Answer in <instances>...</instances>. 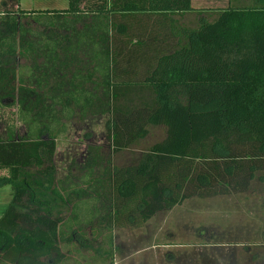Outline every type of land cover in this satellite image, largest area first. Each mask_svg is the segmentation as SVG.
Returning <instances> with one entry per match:
<instances>
[{"label":"trees","instance_id":"1","mask_svg":"<svg viewBox=\"0 0 264 264\" xmlns=\"http://www.w3.org/2000/svg\"><path fill=\"white\" fill-rule=\"evenodd\" d=\"M11 1L16 10L0 11V105L16 108L25 132L10 127L0 139V186L12 190L0 264H67L61 244L88 230L102 239L96 252L112 259L116 229H140L192 198L263 186L264 0L220 10L192 0H69L67 10L40 12ZM199 14L211 21H194ZM87 116L109 118L112 154L150 126L166 136L131 166L108 161L107 182L95 172L101 156L80 180L58 179L57 140ZM71 195L70 215H53L52 202ZM117 202L135 209L118 215Z\"/></svg>","mask_w":264,"mask_h":264},{"label":"rangeland","instance_id":"2","mask_svg":"<svg viewBox=\"0 0 264 264\" xmlns=\"http://www.w3.org/2000/svg\"><path fill=\"white\" fill-rule=\"evenodd\" d=\"M254 4L255 0H230V2L229 0H192L195 8L212 10L225 9L229 5L252 7ZM19 7L22 11L28 12L62 11L69 9V0H19ZM10 8L16 10L17 6L11 0H0V11ZM201 16L206 21H211L208 14ZM22 22L30 28L43 30L37 27L30 17L23 18ZM65 51L60 53V63L66 59ZM17 62L23 65H34L32 61L18 60ZM3 103L7 105L10 102ZM17 118L16 108L0 105V139H6V132L10 127H15L20 135H24V126ZM108 119L107 116H87L85 119L74 118L66 123L67 132L59 136L57 140L55 166L58 179L63 180L67 175H74L80 180L87 170V162L101 156L103 164L99 165L95 172L107 182L109 177L104 172L108 161L111 162V166L119 168L131 166L143 151L162 141L166 136L164 127L150 126L146 138L128 150L112 154L107 140ZM3 175L5 172H0V177ZM105 187L107 188V185ZM249 195L251 194L243 193V195H230L223 199L218 197L201 199L195 208H190L191 212L186 211L188 208L184 211L177 208L169 213L166 224L164 223L165 214H163L142 230L116 229L113 232L112 259L105 255L100 256L96 252L102 245V239L93 237L89 230L83 234H74L71 241L67 245L61 244V247L69 258L67 264H264V250L253 245L261 244V240L256 239L252 242L254 237L248 234L249 231L257 234L263 230L260 224L253 225V217L248 214L247 205L254 203V199ZM11 200V188L0 186V218ZM67 200L66 204L60 201L52 202L53 215H57V211L64 217L70 215L71 207L77 198L71 195ZM234 201H240L239 209L236 203H233ZM118 205L119 202H117ZM120 207L121 209L117 211L118 215L135 209L134 205L121 206L120 204ZM250 208L255 211V206ZM196 209L198 211L194 212ZM255 212L258 213V208ZM182 223L183 226L189 223L191 232L195 233L180 229ZM104 259H107L105 263L102 262Z\"/></svg>","mask_w":264,"mask_h":264},{"label":"crops","instance_id":"3","mask_svg":"<svg viewBox=\"0 0 264 264\" xmlns=\"http://www.w3.org/2000/svg\"><path fill=\"white\" fill-rule=\"evenodd\" d=\"M192 7L194 8V9H197V10H200V9H198V8H195L193 5H192ZM203 15V14H202ZM191 18V16H189V15H184V16H178V22H179V25L180 26H185V25H190V19ZM199 18H201V15L199 14L198 16L196 15L195 16V18H194V21H196V19H198L199 20ZM177 20V19H176ZM246 194H251V195H249V197H252L253 199H254V203L252 204V205H250L249 204V206L247 205V207L249 208H247V210H248V214H251L252 215V217H253V225H259L260 224V226H262L261 228L263 229L262 231H260V233H251L252 231H249V235H251V236H253L254 237V240H252V242H254V241H256V239H260L261 240V244H253V245H256L255 247H257V248H262V250H264V184H263V186L262 185H256V186H254V187H251L247 192H245ZM232 195H237V196H239V195H243V193H241V194H232ZM228 196H230V195H228ZM223 197L225 198V197H227V196H219L218 198H222L223 199ZM233 197V196H232ZM248 197V198H249ZM214 198H217V197H214ZM233 198H236V196H234ZM222 199H220V200H222ZM198 201V202H197ZM200 201H201V199H197V198H192V199H190V200H188V201H186V202H184V204L182 205V206H179V207H177V208H181L182 209V211H184V210H186L187 208H188V210H186V211H189L190 210V212L192 211L190 208H195V205H198L199 203H200ZM220 202V201H219ZM234 204L236 203V205L238 206V208L237 209H239V206L240 205H238L239 203H240V201H234L233 202ZM191 206H193V207H191ZM250 206H255V211H256V209L258 208V213H256L252 208H250ZM177 208H174L173 210H171V211H169V212H164V213H158L155 217H153L144 227H142V228H140L141 230L143 229V228H145V227H148L149 225H151V223L155 220V219H157L160 215H163V214H165L164 215V223L166 224L168 221V218H167V215L169 214V213H172L175 209H177ZM183 208H185V209H183ZM185 211V212H186ZM198 211V209H196L194 212H197ZM190 212H188V213H190ZM190 224L189 223H187V224H185L184 226H183V223H182V225H181V228L180 229H183V230H186V231H189L188 233H195L194 231L193 232H191V228H190V226H189ZM203 228V230H206V228L205 227H202ZM201 228V229H202ZM189 235V234H188ZM250 236V237H251ZM263 237V238H262ZM252 239V238H251ZM249 242V241H248ZM252 245V244H251ZM264 253V252H263ZM262 253V254H263Z\"/></svg>","mask_w":264,"mask_h":264}]
</instances>
